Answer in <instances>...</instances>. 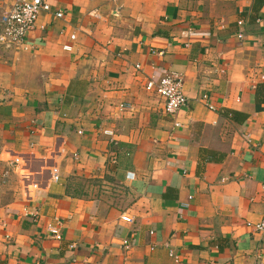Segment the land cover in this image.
<instances>
[{
	"label": "crops",
	"instance_id": "0c3cea01",
	"mask_svg": "<svg viewBox=\"0 0 264 264\" xmlns=\"http://www.w3.org/2000/svg\"><path fill=\"white\" fill-rule=\"evenodd\" d=\"M49 3L0 47V264H264V0Z\"/></svg>",
	"mask_w": 264,
	"mask_h": 264
},
{
	"label": "built area",
	"instance_id": "2783aa9c",
	"mask_svg": "<svg viewBox=\"0 0 264 264\" xmlns=\"http://www.w3.org/2000/svg\"><path fill=\"white\" fill-rule=\"evenodd\" d=\"M51 11V4L49 0H15L11 9L7 11L1 19L0 31V47L4 50L12 49H27L29 34L38 28L40 14ZM57 18L64 17V11L55 13ZM243 25L242 21L238 22ZM45 26H40L44 29ZM243 35L240 34L239 38ZM75 40L76 36H72ZM66 51H71V46H65ZM140 69V66H137ZM147 88L156 91L166 101V112L174 115L182 109L188 102L184 92L183 77L178 73H171L160 79L151 78L148 80ZM130 106H122V109H129ZM122 220L132 223V219L123 215ZM255 231L264 234V217L255 225ZM49 231L56 235L58 240L61 239L60 235L56 232L53 226H49Z\"/></svg>",
	"mask_w": 264,
	"mask_h": 264
}]
</instances>
